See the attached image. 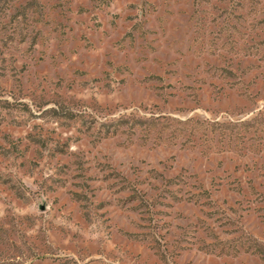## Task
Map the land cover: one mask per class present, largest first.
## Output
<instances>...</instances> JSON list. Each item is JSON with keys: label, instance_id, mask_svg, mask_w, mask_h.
I'll return each instance as SVG.
<instances>
[{"label": "rangeland", "instance_id": "obj_1", "mask_svg": "<svg viewBox=\"0 0 264 264\" xmlns=\"http://www.w3.org/2000/svg\"><path fill=\"white\" fill-rule=\"evenodd\" d=\"M0 264H264V0H0Z\"/></svg>", "mask_w": 264, "mask_h": 264}]
</instances>
